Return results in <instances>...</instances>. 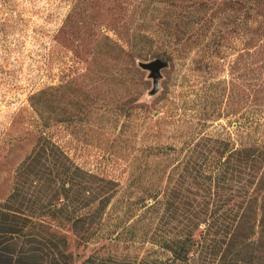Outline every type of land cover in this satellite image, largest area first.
Wrapping results in <instances>:
<instances>
[{
  "label": "trees",
  "instance_id": "trees-1",
  "mask_svg": "<svg viewBox=\"0 0 264 264\" xmlns=\"http://www.w3.org/2000/svg\"><path fill=\"white\" fill-rule=\"evenodd\" d=\"M160 1H142L146 26L131 32L126 52L137 80L143 79L136 59L154 48L155 55L163 53L171 65L189 60L182 91L177 101L170 99L171 114L163 117L179 122L178 135L147 145L130 160L124 191L121 182L81 165L46 131L48 121L42 122L34 147L0 201V264H264V138L256 135L253 114L264 101V90L246 87L237 76L234 113L233 96L221 87L223 80L209 82L204 75L206 59L222 50L218 25L226 16L237 17L242 45L237 66L244 56L264 51V44L255 43L262 36L255 23L264 8L257 0L178 3L179 9L167 15L180 30L167 35L184 32L187 37L158 45L153 42L158 30L151 23ZM137 36L146 42L138 43ZM141 108L153 115L148 106ZM131 109H125V117L132 115ZM230 114L235 119H228L227 125L235 122L234 134L225 126L217 135L206 131L212 115ZM155 124L160 127V121ZM114 201L127 203L130 216L136 214L131 206L142 211L121 229L117 224L108 227V207ZM125 232L151 246L140 257L119 253ZM91 243L97 246L82 260L71 247Z\"/></svg>",
  "mask_w": 264,
  "mask_h": 264
},
{
  "label": "rangeland",
  "instance_id": "rangeland-1",
  "mask_svg": "<svg viewBox=\"0 0 264 264\" xmlns=\"http://www.w3.org/2000/svg\"><path fill=\"white\" fill-rule=\"evenodd\" d=\"M142 1L0 0V201L9 193L15 171L34 147L44 121L50 124L46 131L81 165L121 182L124 191L129 184L130 160L147 145L168 142L178 135L179 122L163 117L171 114L169 101H177L190 62L170 63L162 71L160 89L152 93L149 70L142 69L139 61L165 57L163 53L156 56L154 48L136 59L143 80L136 79L126 50L131 32L138 33L146 26L140 11ZM188 1L158 3L151 23L158 30L155 44L186 39L184 32L179 37L167 35L180 30L167 14L179 9L178 3L186 5ZM256 3L264 8V0ZM258 20L255 26L261 28L262 36L255 43L262 46L264 14ZM219 21L222 50L219 56L206 59L204 75L209 82L223 80L221 87L233 96L231 111L236 113L237 76L246 87L263 93L264 51L244 56L237 66V51L242 47L237 38V17L226 16ZM134 40L146 42L138 36ZM210 94L207 105L212 112ZM159 97L163 98L157 101ZM259 103L253 114L258 123L256 135L264 138V101ZM143 105L153 115H146ZM128 106L132 115L127 118L124 111ZM122 108L123 114H118ZM213 115L207 122L208 133L217 135L225 126L234 134L235 122L227 125V120H234L235 115ZM155 120L160 121V127ZM128 207L114 201L108 207L107 226L117 224L121 229L133 223L142 210L131 206L136 214L130 216ZM96 246L91 243L76 248L71 244L80 260ZM150 246L125 232L118 252L140 257Z\"/></svg>",
  "mask_w": 264,
  "mask_h": 264
},
{
  "label": "water",
  "instance_id": "water-1",
  "mask_svg": "<svg viewBox=\"0 0 264 264\" xmlns=\"http://www.w3.org/2000/svg\"><path fill=\"white\" fill-rule=\"evenodd\" d=\"M170 65L169 60L165 57H156L151 60H140L139 66L142 69L149 70V76L152 78V93H156L160 89L162 71Z\"/></svg>",
  "mask_w": 264,
  "mask_h": 264
}]
</instances>
